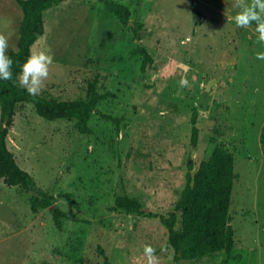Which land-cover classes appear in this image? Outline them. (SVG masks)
Wrapping results in <instances>:
<instances>
[{
	"label": "rangeland",
	"instance_id": "obj_1",
	"mask_svg": "<svg viewBox=\"0 0 264 264\" xmlns=\"http://www.w3.org/2000/svg\"><path fill=\"white\" fill-rule=\"evenodd\" d=\"M117 1L130 6L132 22L143 23L141 38L101 0H63L45 10L46 30L32 51H49L54 64L41 93L86 99L109 91L98 107L120 120L93 113L94 132L84 134L77 119L49 120L32 102L17 104L9 147L67 215L59 228L50 207L34 212L31 191L0 177V264H146L145 245L157 249L160 264H174L160 216L111 206L127 194L145 211L167 214L189 163L195 171L217 144L234 153L238 173L231 214L233 253L242 256L228 264H264V60L256 59L264 45L255 25L236 27L232 0ZM22 16L16 0H0L9 50L18 47ZM139 43L154 58L145 71L143 56L132 54ZM181 77L188 87L180 88ZM226 256L221 249L179 264H223Z\"/></svg>",
	"mask_w": 264,
	"mask_h": 264
},
{
	"label": "trees",
	"instance_id": "obj_2",
	"mask_svg": "<svg viewBox=\"0 0 264 264\" xmlns=\"http://www.w3.org/2000/svg\"><path fill=\"white\" fill-rule=\"evenodd\" d=\"M16 1L22 8L23 16L19 24L18 47L8 51V55L14 61L13 79L20 74L23 63L32 52L33 44L45 33V10L63 0ZM101 1L117 14L123 24L134 28L138 38H141L139 30L143 23L132 22V10L129 5L117 0ZM193 10L198 15V23H202L203 12L199 5L193 4ZM132 54L143 56L141 65L143 71L154 61L152 54L141 43L132 50ZM109 94V91L92 93L86 99H62L46 92L30 96L24 88L14 85L12 81L0 80V177L8 185L20 186L31 191L30 201L34 212L50 207L59 228H63V217L67 213L56 204L57 195L45 190L35 176L19 164L9 147L8 135L14 124L17 104L23 101L32 102L37 113L49 120L77 119L79 131L92 134L94 130L90 125V118L93 113H100L102 117L115 122L120 120L115 115L102 112L98 107L101 99ZM198 117L199 111L195 107L191 119V141L195 145L199 142L200 135ZM261 143L264 151V126ZM235 161L234 153L223 144H217L209 158L203 159L195 171H193L195 163L191 161L186 184L174 207L167 214L147 212L138 198L127 194L118 196L111 208L125 209L129 213L160 216L169 230V242L175 251L174 264H179L182 259H200L221 249L227 252L223 264H228L231 258L240 259L242 256L240 253H233L236 238L231 204L235 180L238 177ZM101 251L104 252L103 249ZM104 254L105 261L110 263L108 255Z\"/></svg>",
	"mask_w": 264,
	"mask_h": 264
},
{
	"label": "clouds",
	"instance_id": "obj_3",
	"mask_svg": "<svg viewBox=\"0 0 264 264\" xmlns=\"http://www.w3.org/2000/svg\"><path fill=\"white\" fill-rule=\"evenodd\" d=\"M232 7L237 9L234 16L236 27L248 29L255 25L256 42L264 45V0H232ZM9 39L0 34V80L12 81L14 85L24 88L30 96H38L49 78L54 64V55L49 51L38 49L32 51L23 63L21 72L13 79L14 61L8 55ZM256 59L264 60V52H257ZM180 88L189 86L188 80L181 77ZM161 251H166L161 248ZM146 264H160L157 249L152 245L143 247Z\"/></svg>",
	"mask_w": 264,
	"mask_h": 264
},
{
	"label": "water",
	"instance_id": "obj_4",
	"mask_svg": "<svg viewBox=\"0 0 264 264\" xmlns=\"http://www.w3.org/2000/svg\"><path fill=\"white\" fill-rule=\"evenodd\" d=\"M144 209H146V208H144Z\"/></svg>",
	"mask_w": 264,
	"mask_h": 264
}]
</instances>
